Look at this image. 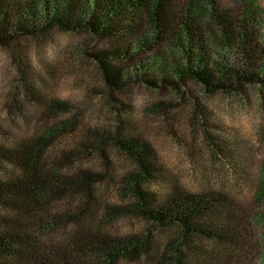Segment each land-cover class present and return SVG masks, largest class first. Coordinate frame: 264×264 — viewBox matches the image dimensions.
<instances>
[{"label": "trees", "instance_id": "1", "mask_svg": "<svg viewBox=\"0 0 264 264\" xmlns=\"http://www.w3.org/2000/svg\"><path fill=\"white\" fill-rule=\"evenodd\" d=\"M213 3L202 8L194 0H0L2 48L13 51L17 42L52 29L85 32L107 43L91 58L112 108L118 103L113 94L130 78L151 89L188 90L195 137L250 188L248 200L220 190H183L119 112L106 124L86 128L71 153L51 160L54 141L73 133L78 121L71 116L51 124L56 113L69 109L28 89L27 98L45 121L30 137L0 147V264H121L142 257L145 264H264L258 245L264 172L254 180L189 88L242 94L248 86H264V48L255 42L250 16ZM110 153L124 156L131 169L116 184L123 204L101 211L96 186L113 182L104 180ZM82 157L98 161L99 171L72 168V159ZM153 186L164 194L154 193ZM59 201L64 210L50 213ZM125 215L143 221L144 230L124 235L105 228ZM45 218L49 222L33 228ZM59 231L63 235L54 237Z\"/></svg>", "mask_w": 264, "mask_h": 264}, {"label": "rangeland", "instance_id": "2", "mask_svg": "<svg viewBox=\"0 0 264 264\" xmlns=\"http://www.w3.org/2000/svg\"><path fill=\"white\" fill-rule=\"evenodd\" d=\"M194 1L202 8L213 1L214 6L238 17L250 16L255 42L264 48V0ZM106 48L107 43L85 32L57 29L23 39L17 42L13 51L0 47V147H11L16 140L30 137L37 127L44 124L45 116L35 111L34 101L26 96L27 90L31 89L37 96L53 104L63 103L69 109L64 114L56 113L49 120L51 124L71 116L78 121L73 133L65 131L54 141L50 147L51 160H61L62 155L71 153L77 138L86 128L106 124L114 113L119 112L120 117L131 119L137 135L151 148L157 164L183 190L190 193L220 190L238 195L240 200H248L250 188L237 182L230 169L209 155L195 137L192 128L197 125V120L191 116L193 111L187 101L188 90H180L176 94L171 89H151L137 82L136 78H130L121 90L113 94L118 103L112 108L104 97L106 88L91 58L93 53ZM189 88L223 138L236 147V155L246 160L247 171L254 180H261L264 172V86H248L242 94H204L194 85H189ZM108 158L110 169L104 180L113 182L96 186L95 198L101 211L107 205L123 204V196L117 195L116 184L131 169L130 162L122 155L110 153ZM72 160V168L79 165L82 169L99 171L101 167L92 157L77 158L79 162ZM2 172L0 168V175ZM151 190L164 194L154 186ZM64 203H55L50 213H61ZM46 221V218L35 220L33 228ZM145 227L136 216L125 215L114 217L105 228L125 235L139 234ZM258 230V245L264 252V225L258 226ZM61 235L63 233L59 231L54 237ZM154 236L158 242L163 240L161 233ZM121 264H145V257Z\"/></svg>", "mask_w": 264, "mask_h": 264}]
</instances>
